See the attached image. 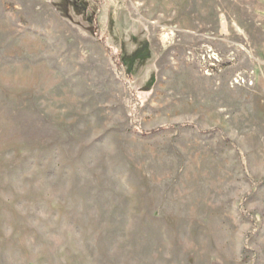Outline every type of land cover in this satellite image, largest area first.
<instances>
[{"label": "rangeland", "instance_id": "obj_1", "mask_svg": "<svg viewBox=\"0 0 264 264\" xmlns=\"http://www.w3.org/2000/svg\"><path fill=\"white\" fill-rule=\"evenodd\" d=\"M154 1L0 0V264H264V0Z\"/></svg>", "mask_w": 264, "mask_h": 264}, {"label": "bare ground", "instance_id": "obj_2", "mask_svg": "<svg viewBox=\"0 0 264 264\" xmlns=\"http://www.w3.org/2000/svg\"><path fill=\"white\" fill-rule=\"evenodd\" d=\"M154 2H156V3H157V2H159V1H157V0H156V1H154ZM171 3H174V2H173V1H171ZM170 7H171L170 5H166V7H165V8L163 7V12H164V13H166ZM171 8H172V7H171Z\"/></svg>", "mask_w": 264, "mask_h": 264}]
</instances>
